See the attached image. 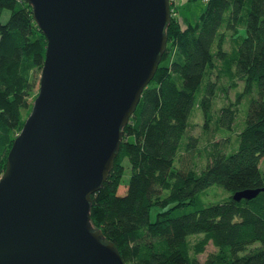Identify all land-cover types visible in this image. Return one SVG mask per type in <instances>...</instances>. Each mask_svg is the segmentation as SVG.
I'll return each instance as SVG.
<instances>
[{"label": "trees", "instance_id": "trees-1", "mask_svg": "<svg viewBox=\"0 0 264 264\" xmlns=\"http://www.w3.org/2000/svg\"><path fill=\"white\" fill-rule=\"evenodd\" d=\"M195 1L176 7L170 0L176 17L171 15L166 29L165 55L121 129L113 170L91 197V226L102 231L124 264H264V192L250 201L232 200L235 193L264 189V173L258 169L264 159V0H204L198 22L183 26L182 14L188 16ZM3 9L10 16L0 24V178L38 95L46 50L30 5L0 0V15ZM228 43L230 51L225 50ZM204 78L207 86L197 107L210 136L202 154L189 117ZM227 78L229 89L237 83L244 89L232 102L225 99L213 129L215 91ZM256 93L231 152L233 143L227 138L218 142L217 132L231 131L242 99ZM199 158L205 162L200 173L191 162ZM125 160L131 176L125 195L118 197ZM175 161L178 170H173ZM211 187L228 197L205 206L201 196ZM153 207L161 212L151 223ZM198 235L203 238L190 245L188 237ZM209 244L215 251L200 262Z\"/></svg>", "mask_w": 264, "mask_h": 264}, {"label": "water", "instance_id": "water-1", "mask_svg": "<svg viewBox=\"0 0 264 264\" xmlns=\"http://www.w3.org/2000/svg\"><path fill=\"white\" fill-rule=\"evenodd\" d=\"M24 1L46 50L0 178V264H124L89 207L165 55L170 0Z\"/></svg>", "mask_w": 264, "mask_h": 264}, {"label": "rangeland", "instance_id": "rangeland-1", "mask_svg": "<svg viewBox=\"0 0 264 264\" xmlns=\"http://www.w3.org/2000/svg\"><path fill=\"white\" fill-rule=\"evenodd\" d=\"M179 4L183 3V0H178ZM205 4L203 2V0H196L194 2V4L191 6L190 11H189V18L192 21V23H197L198 22V18L201 15V13H203L205 11ZM183 13V12H182ZM9 16L10 13L7 9H3L1 15H0V24L3 25L5 24L8 20H9ZM182 17H184V15L182 14ZM240 38H243L245 35V29L244 27L240 28ZM232 46L230 45V43H228L225 46V50L226 51H230V48ZM40 77V76H39ZM207 84V79L204 78V80L201 83V86L198 90V92L195 94L196 98H195V105L194 108L192 110V113L190 115V119H189V124H191V129H192V133L191 135L194 136L196 138V140H198V150L201 151V153L205 151V149L207 148V140L205 137L210 136V133L208 132V129L204 128L205 122H204V118H202V113L201 110L197 107L198 104L200 103V101L202 100L203 97V93L204 90L206 88ZM231 81L229 78H227L226 80L223 79L220 83H218L219 88L215 91V98H214V102H213V111H212V115H213V119L212 121H210V127L214 129L215 127V120L218 118V110L223 107L224 103L226 102L225 99H228V101H233V99H235V96L239 93L243 92L244 89V85L242 83H237V87L229 89V87H231ZM257 98V93L253 94V97H249L246 96L244 99H242L240 106H239V111L237 114V118L236 121L233 125V129L231 131H223V130H218L217 132V140L218 142H222L221 140H225L230 139V141L233 143V147H232V151L234 152L236 150L237 147V143H236V135L238 133V129L240 128L239 126H241L242 130L244 121L246 119V112L248 110L249 107V102L251 99ZM216 128V127H215ZM213 131V130H211ZM212 136V135H211ZM213 137V136H212ZM184 142V140H183ZM230 152V153H231ZM202 153V154H203ZM203 156V155H202ZM186 158H184L185 160ZM188 159V158H187ZM184 162V161H183ZM191 162L193 164H196V172L200 173V169L203 167V165L205 164V162L203 160H201L200 158L198 160H191ZM185 166H187L189 164L184 162ZM124 165V173H123V179L121 182V185L119 187V190L117 192V196H124L126 191H127V185L128 182L130 180V165L128 164L127 160H125L123 162ZM205 167V165H204ZM179 169V165L178 163L175 161L174 163V167L173 170H178ZM258 169L264 173V159H262L260 161V164L258 166ZM228 197V194L225 193L222 189H220L219 187H211L206 189V191L203 193V195L201 196V201L202 203L207 206V205H217L219 202L223 201L224 199H226ZM161 212V210H159L157 207H153V209L150 211L149 214V218H150V222L153 223L156 219L155 215L157 213ZM203 237L201 235L198 236H190L188 237V242L190 245L195 244L196 242H198V240H201ZM206 252L203 255H200L197 259L200 262H203L206 260V257L210 254L213 253L215 251L214 248L211 247V245L209 244V246L206 247Z\"/></svg>", "mask_w": 264, "mask_h": 264}, {"label": "crops", "instance_id": "crops-1", "mask_svg": "<svg viewBox=\"0 0 264 264\" xmlns=\"http://www.w3.org/2000/svg\"><path fill=\"white\" fill-rule=\"evenodd\" d=\"M187 1H188V0H183V3H182V4H179V3H178V0H174V3H175L174 6H176V7H182V6H185V5L187 4ZM203 2H204V0H203ZM183 15H184V17H183V19H182L183 26H184V25L188 26V25H193V24H194V23H192V21L190 20L189 16H186L184 13H183Z\"/></svg>", "mask_w": 264, "mask_h": 264}, {"label": "built area", "instance_id": "built-area-1", "mask_svg": "<svg viewBox=\"0 0 264 264\" xmlns=\"http://www.w3.org/2000/svg\"><path fill=\"white\" fill-rule=\"evenodd\" d=\"M205 1L208 2L209 0H205ZM171 14H172V18L176 17V13L173 10H171Z\"/></svg>", "mask_w": 264, "mask_h": 264}, {"label": "bare ground", "instance_id": "bare-ground-1", "mask_svg": "<svg viewBox=\"0 0 264 264\" xmlns=\"http://www.w3.org/2000/svg\"><path fill=\"white\" fill-rule=\"evenodd\" d=\"M171 15H172V14H171V12H170V18H171Z\"/></svg>", "mask_w": 264, "mask_h": 264}]
</instances>
